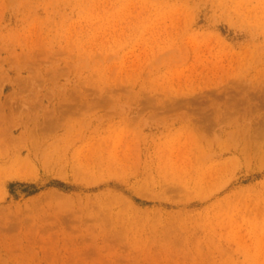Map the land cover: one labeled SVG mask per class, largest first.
<instances>
[{
    "label": "rangeland",
    "instance_id": "374dc122",
    "mask_svg": "<svg viewBox=\"0 0 264 264\" xmlns=\"http://www.w3.org/2000/svg\"><path fill=\"white\" fill-rule=\"evenodd\" d=\"M0 264H264V0H0Z\"/></svg>",
    "mask_w": 264,
    "mask_h": 264
},
{
    "label": "bare ground",
    "instance_id": "6f19581e",
    "mask_svg": "<svg viewBox=\"0 0 264 264\" xmlns=\"http://www.w3.org/2000/svg\"><path fill=\"white\" fill-rule=\"evenodd\" d=\"M233 108H234V107H233ZM220 110H221V109H220ZM245 110H246V109H245ZM249 110H250V109H249ZM216 111H217V110H216ZM224 111H225V110H224ZM238 111H239V110H238ZM218 112H219V111H218ZM249 112H250V111H249ZM218 116H219V115H218ZM223 116H224V115H223ZM227 116H228V115H227ZM231 116H232V115H231ZM243 116H244V115H243ZM243 116H242V117H243ZM228 117H229V116H228ZM228 117H227V118H228ZM219 118H221V117H219ZM224 118H226V117H224ZM236 119H237V118H236ZM239 120H240V119H239ZM197 121H198V120H197ZM219 121H220V120H219ZM186 122L192 124V123L194 122V120H193V119L191 120V119L188 117V119H187ZM230 122H231V120H230ZM229 124H230V123H229ZM252 143H253V142H252ZM252 143H251V144H252ZM256 145H257V144H256ZM34 152H35V151H34ZM31 154H34V153H31V151H30V152H29V155H31ZM31 156H32V155H31ZM211 156H212V160H214L215 158L219 157V155L216 154V153H215V154H212ZM32 157H33V156H32ZM34 157H36V156H34ZM27 158H28V157H27ZM205 160H207V159H205ZM28 161H29V160H28ZM33 161H34V160H33ZM5 164L7 165V162H5Z\"/></svg>",
    "mask_w": 264,
    "mask_h": 264
}]
</instances>
